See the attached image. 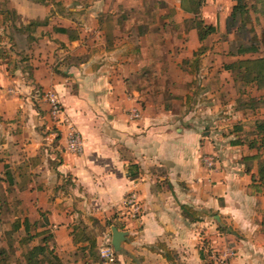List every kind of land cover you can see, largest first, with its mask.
Wrapping results in <instances>:
<instances>
[{
	"label": "crops",
	"instance_id": "crops-1",
	"mask_svg": "<svg viewBox=\"0 0 264 264\" xmlns=\"http://www.w3.org/2000/svg\"><path fill=\"white\" fill-rule=\"evenodd\" d=\"M5 1L14 20L0 8V210L21 221V235L24 220L31 243L51 235L63 264H103L98 250L111 244L112 226L127 232L116 264H255L264 253L255 238L264 191H254L256 171L237 164L240 144L215 146L206 122L160 100L154 86L164 63L148 48L164 31L132 29L138 11L104 8L105 0H89L78 14L64 0L54 1L59 10L53 0L0 6ZM31 20L41 24L13 28ZM48 91L63 119L52 116ZM70 126L81 134V153L66 149ZM130 192L140 219L125 221L120 211Z\"/></svg>",
	"mask_w": 264,
	"mask_h": 264
},
{
	"label": "rangeland",
	"instance_id": "rangeland-1",
	"mask_svg": "<svg viewBox=\"0 0 264 264\" xmlns=\"http://www.w3.org/2000/svg\"><path fill=\"white\" fill-rule=\"evenodd\" d=\"M54 1H50L49 5L59 10L61 6ZM64 1L63 7L77 14L90 3L89 0ZM105 1L104 8L138 11L129 19L128 26L132 29L155 31L160 28L164 31L159 38H153L148 48L151 59L164 63L165 79L155 82L154 86L155 89L160 86V100L166 106L185 107L195 113L198 121L206 122L202 124L204 132L212 135L215 146L218 143L221 144L220 148L227 144L234 145L231 141L240 139L242 144L236 147L238 150L234 153L241 156L237 164L257 171L258 160L264 161V133L256 130V123L264 120V88L255 78L258 72L264 71V15L254 8L260 0H246L247 12L236 19L230 15L235 3L233 0H199L196 15L184 10L188 7V0H134V3L121 2L119 6L117 0ZM11 3L2 2L0 8L10 9ZM198 21L202 25L214 26L213 31L202 40L195 26ZM21 38L19 34L16 35L18 41ZM232 63L233 68H225V65ZM251 141L255 143L252 148L248 147ZM250 154L257 155V158H242ZM259 188L260 191L257 187L254 191H264V186ZM262 196L263 212L255 233L259 252H264V225L261 224L264 218V193ZM259 206L260 203L256 202V208ZM10 217V209L2 206L0 245L7 252L3 261L5 264H23L22 253L33 243L20 246L18 240L22 237L21 232L9 236ZM259 256L255 264H264V253ZM224 264H227V260Z\"/></svg>",
	"mask_w": 264,
	"mask_h": 264
},
{
	"label": "trees",
	"instance_id": "trees-1",
	"mask_svg": "<svg viewBox=\"0 0 264 264\" xmlns=\"http://www.w3.org/2000/svg\"><path fill=\"white\" fill-rule=\"evenodd\" d=\"M188 7L184 9L186 12L193 13L196 15L198 13V3L199 0L194 1V0H188ZM235 3L231 9L230 15L233 19H236L238 16L242 17L248 10V5L246 0H233ZM255 10H258L261 14L264 15V0H260L259 5H254ZM6 11V13L4 12ZM2 13L5 14V19L8 20L10 17L14 20V13L12 12L11 9H2ZM40 21L37 20H31L29 21L26 25L17 27L13 25V28L16 31L22 32L23 30L30 31L32 28H35L37 25H40ZM196 28L198 29V36L199 39L202 40L205 36H207L211 31H213L214 26L213 25H202L200 21L195 25ZM64 31L65 29H60ZM234 67V64H228L225 65L226 69H231ZM261 83L262 87L264 88V71L258 72L256 77ZM256 130L258 133L263 132L264 133V120H260L256 123ZM232 144H242V141L240 139H234L231 141ZM255 146L254 141H251L248 144V147L252 148ZM257 158V155H248L244 157L245 160H254ZM246 171H250V167L245 168ZM256 173L252 174V181L256 182L258 186H264V161L263 160H258V165L256 169ZM182 208L188 212V214L195 215V211H193L190 207L183 205ZM108 224H110L108 222ZM262 225H264V218L262 220ZM21 221L19 219H15L14 221L11 222L10 224V229L7 232L10 235L13 233H18L20 232L21 228ZM82 231V230H81ZM80 233L82 234V232ZM79 232L78 234L81 235ZM77 234H74L73 238L75 241H77L78 237ZM35 235L31 234L28 231L27 228V221H23V234L22 237L19 238L18 243L20 246H27L34 240ZM82 238V235L80 236ZM51 239V235H46L40 239V241L36 244H31L29 247H26L24 252L22 253V261L23 264H63L60 258L56 255L54 252V249L49 245V240ZM85 239L89 243V247L91 250V254L95 256V252L93 251L96 248V242L95 238H93L90 235H87ZM6 248L2 247L0 245V264H5L3 261L6 257ZM120 251H115V254L117 255L120 253ZM96 258V256L94 257ZM117 262V258H116ZM208 264H222L221 262L218 263V261H209Z\"/></svg>",
	"mask_w": 264,
	"mask_h": 264
},
{
	"label": "built area",
	"instance_id": "built-area-1",
	"mask_svg": "<svg viewBox=\"0 0 264 264\" xmlns=\"http://www.w3.org/2000/svg\"><path fill=\"white\" fill-rule=\"evenodd\" d=\"M45 97L50 105V112L54 118L63 119L62 105L55 92L48 91ZM133 117H138V112L132 113ZM66 149L72 153H81L83 150V140L81 134L72 126L66 138ZM208 166L215 164V156L204 158ZM141 213L140 202L135 192L128 193L123 199V207L120 211V218L123 220H139ZM99 255L103 264H116L115 250L110 243L103 244L99 247Z\"/></svg>",
	"mask_w": 264,
	"mask_h": 264
},
{
	"label": "water",
	"instance_id": "water-1",
	"mask_svg": "<svg viewBox=\"0 0 264 264\" xmlns=\"http://www.w3.org/2000/svg\"><path fill=\"white\" fill-rule=\"evenodd\" d=\"M126 236V231L118 230L115 226L111 227V245L115 251L121 250V244L125 241Z\"/></svg>",
	"mask_w": 264,
	"mask_h": 264
}]
</instances>
